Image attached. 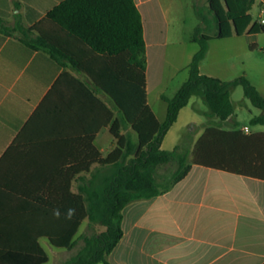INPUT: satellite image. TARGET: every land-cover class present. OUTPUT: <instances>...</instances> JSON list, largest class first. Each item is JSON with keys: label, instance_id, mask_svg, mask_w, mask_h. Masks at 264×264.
<instances>
[{"label": "crops", "instance_id": "crops-1", "mask_svg": "<svg viewBox=\"0 0 264 264\" xmlns=\"http://www.w3.org/2000/svg\"><path fill=\"white\" fill-rule=\"evenodd\" d=\"M61 1L0 0V241L19 246L39 240L48 255L50 248L59 249L57 256L67 254L57 264L66 263L82 241L65 248L49 239L67 237L73 227L74 214L68 218L73 193L89 189L92 174L106 171L92 160L116 147L111 124L122 116L107 91L121 89L108 79L109 55L59 29L54 34L60 59L23 39L21 28L36 36L34 27ZM135 1L146 40L147 100L162 122L168 108L164 96L172 97L186 79L176 82L173 95L167 93L169 84L189 72L200 48L180 21L183 5L193 7L196 0ZM260 7L264 11V0ZM260 33H247L256 38L251 51L262 47ZM218 39L210 40L208 51ZM251 82L264 95V80ZM247 99L250 120L261 109ZM233 104L234 114L225 120L229 127L211 115L203 131L207 124L244 130L248 125H236L242 121ZM254 131H264V124L249 127ZM122 212L124 232L108 256L112 264H264L262 178L193 164L168 191L136 199ZM90 225L89 217L83 219L74 238Z\"/></svg>", "mask_w": 264, "mask_h": 264}, {"label": "trees", "instance_id": "trees-1", "mask_svg": "<svg viewBox=\"0 0 264 264\" xmlns=\"http://www.w3.org/2000/svg\"><path fill=\"white\" fill-rule=\"evenodd\" d=\"M256 1L207 0L208 14L195 4L201 23L192 39L200 48L188 65L189 77L172 97L164 96L168 108L162 122L147 100L146 40L142 14L135 0H63L34 27L38 31L36 36L21 28L26 42L46 49L58 59L61 50L54 30L77 36L91 49L110 56L108 79L121 86L120 90L107 89L122 110L121 121L117 117L111 124L117 145L105 157L97 154L96 160H92L106 165V171L93 173L89 189L73 193L75 219L67 237L49 239L54 246L65 248L82 241L66 264H112L108 256L124 232L123 208L136 199L168 191L188 174L193 164L264 179V131L246 132L238 127L207 124L192 149L185 143L172 149L162 148L166 133L193 95L203 98L209 107L207 114L226 120L235 111L231 91L242 85L251 103L261 109L251 117V124H264V95L248 77L225 80L200 68L210 40L264 33V22L253 21L250 12ZM210 25L215 26L212 32L206 31ZM250 47L256 45L252 43ZM169 163L175 167L169 173L159 174L160 166ZM87 217L91 224L105 228L74 238ZM0 247V264H44L49 259L39 240L19 246H7L0 241Z\"/></svg>", "mask_w": 264, "mask_h": 264}, {"label": "rangeland", "instance_id": "rangeland-1", "mask_svg": "<svg viewBox=\"0 0 264 264\" xmlns=\"http://www.w3.org/2000/svg\"><path fill=\"white\" fill-rule=\"evenodd\" d=\"M199 5V9L204 14H208V3L204 0H196ZM195 3V4H196ZM183 17L180 20L183 22L184 31L187 35L194 33L195 28L201 23L195 5L192 7L185 3L183 5ZM253 21L260 20V16L264 15V11H261L260 0H257L250 10ZM215 26H209L206 31L212 32ZM255 37L249 34L235 35L232 39H218L211 43L210 49L207 56L203 60L202 69L205 73H212L214 76L221 77L222 79H233L239 76H246L250 80L251 78L256 80H264V33L258 35V42L262 45L258 49L251 51L250 45L255 41ZM197 46L200 44L195 43ZM182 76H184L182 78ZM181 77V78H180ZM189 77L188 70L177 77V79L169 84L168 92L169 95H173L175 90H172L176 85V82L184 81ZM181 79V80H180ZM178 85V84H177ZM232 99L236 106L237 117L241 119L242 122H238L236 125L247 124L252 129H256L260 124H251L248 119L249 108L248 99L244 95V90L242 85H237L232 89ZM188 106H186L177 121L170 127V131L163 142V148L172 149L176 144L181 141L191 149V144L194 138L198 137L203 131L204 124L209 119L208 105L205 103L200 95H193L190 99ZM155 105V104H154ZM157 109V106H155ZM219 123H223L225 127H229L228 123L231 121L220 120L217 117ZM228 122V123H227ZM235 125V124H234ZM173 163L164 164L159 168V174L169 173L174 168ZM105 227L101 224H91L90 227L85 228L86 233H95L103 230ZM57 248L48 249L49 261L45 264H57V259H64L67 254H60L57 256ZM65 263V262H64ZM63 263V264H64ZM66 264V263H65Z\"/></svg>", "mask_w": 264, "mask_h": 264}, {"label": "clouds", "instance_id": "clouds-1", "mask_svg": "<svg viewBox=\"0 0 264 264\" xmlns=\"http://www.w3.org/2000/svg\"><path fill=\"white\" fill-rule=\"evenodd\" d=\"M74 209H69L68 210V218L70 219L71 218V216L74 214ZM57 215H58V212L56 213Z\"/></svg>", "mask_w": 264, "mask_h": 264}, {"label": "built area", "instance_id": "built-area-1", "mask_svg": "<svg viewBox=\"0 0 264 264\" xmlns=\"http://www.w3.org/2000/svg\"><path fill=\"white\" fill-rule=\"evenodd\" d=\"M260 20H261V22H264V15L260 18ZM244 131L248 132V131H249V127L246 126V127L244 128Z\"/></svg>", "mask_w": 264, "mask_h": 264}]
</instances>
